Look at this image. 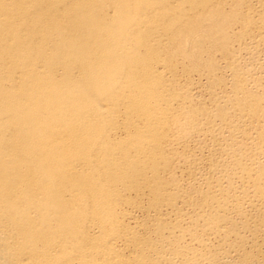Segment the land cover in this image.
Instances as JSON below:
<instances>
[{
    "label": "bare ground",
    "instance_id": "1",
    "mask_svg": "<svg viewBox=\"0 0 264 264\" xmlns=\"http://www.w3.org/2000/svg\"><path fill=\"white\" fill-rule=\"evenodd\" d=\"M0 264H264V0H0Z\"/></svg>",
    "mask_w": 264,
    "mask_h": 264
}]
</instances>
